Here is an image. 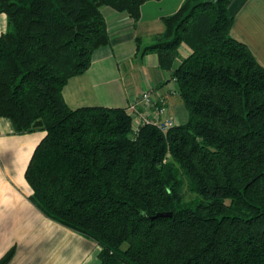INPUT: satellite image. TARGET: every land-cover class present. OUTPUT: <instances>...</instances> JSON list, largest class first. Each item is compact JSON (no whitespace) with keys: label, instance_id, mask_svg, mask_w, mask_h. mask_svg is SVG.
<instances>
[{"label":"trees","instance_id":"trees-1","mask_svg":"<svg viewBox=\"0 0 264 264\" xmlns=\"http://www.w3.org/2000/svg\"><path fill=\"white\" fill-rule=\"evenodd\" d=\"M149 1L0 0V118L44 133L28 200L97 244L99 264H264V67L232 35V0H184L141 51L175 81L185 123L135 131L126 107L63 100L109 42L101 7L136 25Z\"/></svg>","mask_w":264,"mask_h":264},{"label":"crops","instance_id":"crops-1","mask_svg":"<svg viewBox=\"0 0 264 264\" xmlns=\"http://www.w3.org/2000/svg\"><path fill=\"white\" fill-rule=\"evenodd\" d=\"M183 1L144 3L136 25L126 13L101 7L109 42L93 52L85 74L67 82L62 90L66 105L125 108L152 90L165 99L178 124L185 123L187 112L170 73L158 67L156 54L141 55L163 32L162 19L177 12ZM228 13L234 20L233 37L264 67V0H232ZM5 29L6 17L0 14V34ZM178 65L175 61L173 69ZM43 136L40 131L15 134L10 122L0 118V260L13 250L9 264H99L97 244L46 218L28 200L31 190L24 174Z\"/></svg>","mask_w":264,"mask_h":264},{"label":"built area","instance_id":"built-area-1","mask_svg":"<svg viewBox=\"0 0 264 264\" xmlns=\"http://www.w3.org/2000/svg\"><path fill=\"white\" fill-rule=\"evenodd\" d=\"M126 113L132 118L133 130L142 125H154L162 133L177 125L170 114L165 99L152 90H147L126 106Z\"/></svg>","mask_w":264,"mask_h":264},{"label":"water","instance_id":"water-1","mask_svg":"<svg viewBox=\"0 0 264 264\" xmlns=\"http://www.w3.org/2000/svg\"><path fill=\"white\" fill-rule=\"evenodd\" d=\"M166 216H171V214H158L156 217H166Z\"/></svg>","mask_w":264,"mask_h":264},{"label":"rangeland","instance_id":"rangeland-1","mask_svg":"<svg viewBox=\"0 0 264 264\" xmlns=\"http://www.w3.org/2000/svg\"><path fill=\"white\" fill-rule=\"evenodd\" d=\"M181 51H182V50H181ZM182 53H183V51H182ZM170 80H171V79H170ZM146 91H147V90H146ZM144 92H145V91H144ZM142 93H143V92H142ZM140 95H141V94H140ZM140 95H139V96H140ZM176 122H177V124H178V121H177V120H176Z\"/></svg>","mask_w":264,"mask_h":264}]
</instances>
